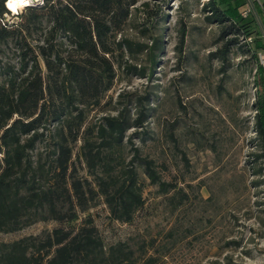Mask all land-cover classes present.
<instances>
[{
    "label": "trees",
    "instance_id": "1",
    "mask_svg": "<svg viewBox=\"0 0 264 264\" xmlns=\"http://www.w3.org/2000/svg\"><path fill=\"white\" fill-rule=\"evenodd\" d=\"M0 0V45L12 41L15 64L0 55V232H15L35 221L58 225L42 237L24 236L0 242V264H154L140 260L124 242L106 246L97 227L87 218L78 227H65L78 212L88 211L102 196L109 216L128 222L144 203L140 172L161 193L176 188L162 179L155 161L143 155L127 135L143 128L150 94L129 97L114 113L86 124L113 86L118 57L125 51L146 50L152 74L161 39L149 45L129 38L116 40L114 30L128 17L127 0H43L11 15ZM246 0H205V20L220 26L219 37L231 35L219 52L222 59L238 45L254 60V133L264 158V67L256 51L264 49V36L252 17H242ZM264 27V4L256 5ZM42 38L31 43L32 35ZM252 35L253 42L240 37ZM185 32L180 33L179 46ZM1 52V49H0ZM144 74L143 68L125 64ZM129 104L135 107L131 112ZM80 145L76 147V143ZM38 143L43 149L36 153ZM129 144L130 156L124 152ZM84 165L89 177L79 175ZM264 172V165L257 169Z\"/></svg>",
    "mask_w": 264,
    "mask_h": 264
},
{
    "label": "rangeland",
    "instance_id": "2",
    "mask_svg": "<svg viewBox=\"0 0 264 264\" xmlns=\"http://www.w3.org/2000/svg\"><path fill=\"white\" fill-rule=\"evenodd\" d=\"M204 1L127 0L129 15L114 30L116 40L149 45L160 38L157 63L146 76V50L125 51L118 57L123 64L116 68L113 86L85 124L114 113L129 97L150 94L143 128L129 129L127 135L176 188L161 193L139 169L144 203L130 221L112 219L98 196L88 211L63 226L78 227L89 218L106 246L122 241L134 256L152 257L154 264H264V172H256L264 158L254 159L260 151L253 130L254 60L238 45L222 59L219 49L231 35L221 39L220 26L205 20ZM254 10L251 17L264 36ZM5 18L20 21L11 12ZM41 38L38 31L30 42ZM0 49L3 62L16 63L12 41ZM125 64L144 67V74ZM3 78L0 74V82ZM128 107L134 115V105ZM42 149L38 143L34 153ZM130 153L127 144L126 158ZM79 175L89 177L83 164ZM57 225L38 220L15 232H0V242L42 237Z\"/></svg>",
    "mask_w": 264,
    "mask_h": 264
},
{
    "label": "built area",
    "instance_id": "3",
    "mask_svg": "<svg viewBox=\"0 0 264 264\" xmlns=\"http://www.w3.org/2000/svg\"><path fill=\"white\" fill-rule=\"evenodd\" d=\"M264 4V0H246V4L241 11L242 17H251L254 14V8L256 5ZM254 37L252 35L240 37V42L249 44L253 42ZM256 61L259 65L264 67V49H258L256 51Z\"/></svg>",
    "mask_w": 264,
    "mask_h": 264
},
{
    "label": "clouds",
    "instance_id": "4",
    "mask_svg": "<svg viewBox=\"0 0 264 264\" xmlns=\"http://www.w3.org/2000/svg\"><path fill=\"white\" fill-rule=\"evenodd\" d=\"M33 3V0H6L5 7L12 13H17L25 6Z\"/></svg>",
    "mask_w": 264,
    "mask_h": 264
},
{
    "label": "bare ground",
    "instance_id": "5",
    "mask_svg": "<svg viewBox=\"0 0 264 264\" xmlns=\"http://www.w3.org/2000/svg\"><path fill=\"white\" fill-rule=\"evenodd\" d=\"M36 1H38V0H33V3L36 2ZM33 3H32V4H33ZM9 11H10V10H9ZM10 12H11V11H10Z\"/></svg>",
    "mask_w": 264,
    "mask_h": 264
}]
</instances>
